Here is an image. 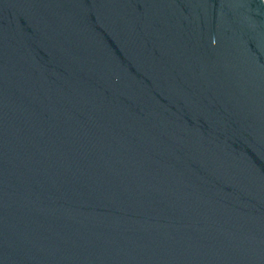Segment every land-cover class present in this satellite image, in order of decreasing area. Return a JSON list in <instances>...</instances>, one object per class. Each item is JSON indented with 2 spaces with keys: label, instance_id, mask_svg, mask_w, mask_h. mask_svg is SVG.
I'll list each match as a JSON object with an SVG mask.
<instances>
[{
  "label": "water",
  "instance_id": "95a60500",
  "mask_svg": "<svg viewBox=\"0 0 264 264\" xmlns=\"http://www.w3.org/2000/svg\"><path fill=\"white\" fill-rule=\"evenodd\" d=\"M0 264H264V1L0 0Z\"/></svg>",
  "mask_w": 264,
  "mask_h": 264
},
{
  "label": "built area",
  "instance_id": "2783aa9c",
  "mask_svg": "<svg viewBox=\"0 0 264 264\" xmlns=\"http://www.w3.org/2000/svg\"><path fill=\"white\" fill-rule=\"evenodd\" d=\"M264 1V0H263Z\"/></svg>",
  "mask_w": 264,
  "mask_h": 264
}]
</instances>
